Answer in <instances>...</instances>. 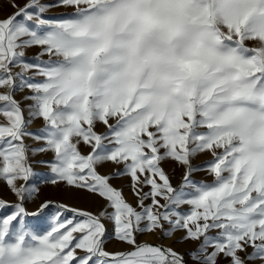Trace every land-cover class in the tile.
Segmentation results:
<instances>
[{
    "label": "snow or ice",
    "instance_id": "obj_1",
    "mask_svg": "<svg viewBox=\"0 0 264 264\" xmlns=\"http://www.w3.org/2000/svg\"><path fill=\"white\" fill-rule=\"evenodd\" d=\"M11 7L0 18V178L18 202L0 200V208L14 209L0 216V264H188L172 247L138 242V233L157 231L198 242L189 252L193 264H220L221 257L264 264V0H28ZM54 7L74 11L47 17ZM30 47L41 49L33 62L25 58ZM23 88L31 90L29 116L45 121L34 136L44 145L33 151L55 153L46 183L106 201L96 213L56 204L74 215L58 212L43 234L25 221L54 202L35 213L25 207L40 189L28 184L30 121L14 95ZM97 123L107 132L97 133ZM203 152L213 157L210 184L191 180L200 170L192 158ZM169 159L185 167L179 187L162 167ZM108 163L117 167L102 174ZM122 176L130 177L139 210L111 183ZM105 220L129 250L105 249Z\"/></svg>",
    "mask_w": 264,
    "mask_h": 264
},
{
    "label": "rangeland",
    "instance_id": "obj_2",
    "mask_svg": "<svg viewBox=\"0 0 264 264\" xmlns=\"http://www.w3.org/2000/svg\"><path fill=\"white\" fill-rule=\"evenodd\" d=\"M27 2L28 0H12V1L8 0V2L7 0H0V18H5L16 11V9L11 7L13 3L18 4L19 6H23ZM41 2L42 3L51 2V0H41ZM57 9L58 7L49 9L48 12L46 13V16L49 18H56ZM24 51H25L26 60L28 62H33L40 53L41 49L39 47H30L25 49ZM41 59L47 60L48 57L43 56L41 57ZM13 71L18 72L20 71V68L16 67L13 69ZM27 75H31V73H28ZM36 79L40 80L42 79V77H37ZM5 90L6 89H0V91H5ZM30 94H31V90L27 88L18 89L14 93L15 98L21 103V106L23 105L22 108L24 109L26 120L30 121L26 125L25 130L27 133H31V135H25L23 138V142L28 148V152H27L28 162L30 163L34 172V175L30 178L28 184L30 186H35L39 188L42 192L39 191V193H37L32 199L26 200L25 207L29 213H35L39 208V206L44 201L51 200L54 203L50 205L49 208L45 209L43 213L36 216L30 215L26 217L25 221L27 226L31 228L33 231L43 234V232L47 231L55 223L54 218L58 212L61 214L62 218H71L74 215L70 211H65L63 209L56 208L55 206L56 204H68L71 208H78L84 211L96 213L106 204V201L101 199L97 195L94 194L92 195V193H91L92 196L90 198H86L85 196L82 198H79L76 195L72 196L73 194L70 191L71 188L66 186L63 182L58 183L56 185H53L51 183H46V181L51 180L53 175L51 173L49 164L54 160L55 153L53 151H46V152L33 151V149L40 148L44 145V141L35 140L34 136L40 133V130L45 126V121L42 118H32L31 116H29L28 105H30L33 102L31 100H28L29 101L28 102L27 99H25V97L29 96ZM0 123H6V120L4 119L3 116H0ZM95 131L97 133H105L107 132V128L102 123H97L95 127ZM78 147L81 153L85 155L91 151V148L83 143L80 144ZM212 159L213 157L210 152L199 153L192 158V165L195 168L200 169L198 171L193 172L191 176V180L194 183L204 182L210 184L213 182L214 176L206 170L207 163ZM109 164L111 166H109L106 170L99 169V171L102 174H109L115 169V167H117L116 165H113L111 163H108L107 165ZM162 167L164 168L165 172L168 174L173 186L179 187L183 182L185 167L179 164L177 161L171 159L164 161L162 163ZM17 183L22 184L24 183V181L18 180ZM111 183L113 184V186L117 187L118 189H122L125 199L129 200L131 202L130 204H132L133 207H136L137 210H139L138 197L132 191L130 177L122 176L119 178H114L111 181ZM81 191H85L86 193H88L86 190H81ZM144 191L145 192L149 191V188L145 187ZM0 200L6 201L8 205H13L18 202L17 197L13 195L6 181L3 180L2 178H0ZM163 202L164 201L162 200L161 203ZM145 203L150 204L151 201L147 200L145 201ZM188 208H189L188 205H182L180 210L187 211ZM13 210L14 209L11 208L10 206L5 208H0V216L10 214ZM105 225L107 228L106 243H108L109 245H113V246L116 245L119 247L118 243H120L121 241L116 239L114 236V223L111 220H105ZM145 234H147V237L145 238L146 241H144L143 239L144 242L151 243L154 245L158 244L160 239L158 235H157V239L154 240L155 238L151 236L153 235V233H151V235L149 233H145ZM183 234L184 233L182 231H178L173 236H171V247L176 251L180 252L181 254H183L188 264H193L191 257L189 256V252L197 247L198 242L182 241L180 238L183 236ZM137 236L138 239L142 238L140 233H138ZM106 243H105V249H106ZM106 250L110 252L118 251V250H108V249ZM249 251H251V249H249ZM220 264H227V261H225L221 257ZM257 264H259V261H257Z\"/></svg>",
    "mask_w": 264,
    "mask_h": 264
},
{
    "label": "crops",
    "instance_id": "obj_3",
    "mask_svg": "<svg viewBox=\"0 0 264 264\" xmlns=\"http://www.w3.org/2000/svg\"><path fill=\"white\" fill-rule=\"evenodd\" d=\"M73 11L74 10L71 9V8H65V7L59 8L58 7L57 12H56V18L57 17L67 18V14L72 13ZM109 166H111V165H107L106 167L108 168ZM107 168H100V169L101 170H106ZM127 202L131 203L129 200H127ZM140 234H141V237L142 238H139L138 239V236H137V240H138V242L143 243L144 241H146L145 238L147 237V234H145V233H140ZM149 234L151 235V233H149ZM157 235L160 238L159 239V242H158L159 245H163L165 247H171V237H165L162 233H159V231L158 232H154L153 235H151V236L153 238H155L154 240H156L157 239ZM143 239H144V241H143ZM121 243L122 242L119 243V248L116 245L113 246V245H109L108 243H106V249H108V250H118V251H121L122 250V251H124V250H129L131 248L130 245H128L126 243L125 244L124 243L121 244Z\"/></svg>",
    "mask_w": 264,
    "mask_h": 264
},
{
    "label": "bare ground",
    "instance_id": "obj_4",
    "mask_svg": "<svg viewBox=\"0 0 264 264\" xmlns=\"http://www.w3.org/2000/svg\"><path fill=\"white\" fill-rule=\"evenodd\" d=\"M12 1V0H11ZM7 2H8V0H7ZM25 101V100H24ZM27 101H28V99H27ZM29 102V101H28ZM23 104V103H22ZM23 106V105H22ZM26 112V111H25ZM33 135V134H32ZM30 139H32V138H30ZM36 140V139H35ZM33 144V143H32ZM82 144V143H81ZM34 158V157H33ZM110 165V164H109ZM107 166V164H105L102 168H107L106 167ZM3 184V183H2ZM2 186H5V185H2ZM2 189V188H1ZM41 191V190H40ZM67 191V190H66ZM70 191L72 192V196H77V197H79V198H82V197H86V198H90L92 195H91V193H86L85 191H81V190H74V189H70ZM42 192V191H41ZM68 193V192H67ZM14 195V194H13ZM71 195V194H70ZM74 203V202H73ZM181 235V234H180ZM123 243V242H122ZM121 243V244H122ZM119 244V243H118ZM128 247V246H127ZM119 248V247H118Z\"/></svg>",
    "mask_w": 264,
    "mask_h": 264
}]
</instances>
